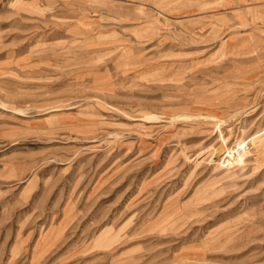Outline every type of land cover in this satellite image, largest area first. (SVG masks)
Here are the masks:
<instances>
[{"label": "rangeland", "instance_id": "obj_1", "mask_svg": "<svg viewBox=\"0 0 264 264\" xmlns=\"http://www.w3.org/2000/svg\"><path fill=\"white\" fill-rule=\"evenodd\" d=\"M263 152L264 0H0V264H264Z\"/></svg>", "mask_w": 264, "mask_h": 264}, {"label": "bare ground", "instance_id": "obj_2", "mask_svg": "<svg viewBox=\"0 0 264 264\" xmlns=\"http://www.w3.org/2000/svg\"><path fill=\"white\" fill-rule=\"evenodd\" d=\"M241 151H242V148L239 149L238 154H241ZM262 151H263V150H262ZM234 152H235V151H234ZM263 153H264V152H263ZM230 155L233 156L234 154H233V155L230 154ZM236 155H237V154H236Z\"/></svg>", "mask_w": 264, "mask_h": 264}]
</instances>
